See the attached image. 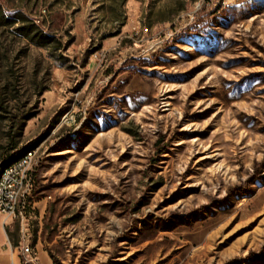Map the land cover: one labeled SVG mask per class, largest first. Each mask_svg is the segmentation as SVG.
Wrapping results in <instances>:
<instances>
[{
    "label": "rangeland",
    "instance_id": "374dc122",
    "mask_svg": "<svg viewBox=\"0 0 264 264\" xmlns=\"http://www.w3.org/2000/svg\"><path fill=\"white\" fill-rule=\"evenodd\" d=\"M28 150L21 262L264 264V0H0V171Z\"/></svg>",
    "mask_w": 264,
    "mask_h": 264
},
{
    "label": "built area",
    "instance_id": "2783aa9c",
    "mask_svg": "<svg viewBox=\"0 0 264 264\" xmlns=\"http://www.w3.org/2000/svg\"><path fill=\"white\" fill-rule=\"evenodd\" d=\"M214 1V0H208ZM33 162V154L27 155V161L21 163L19 166H15L9 174H6L3 183L0 184V214L5 216H13V211H11V196L12 192H19V204L24 203L25 187L27 179H20V172H28ZM20 183L19 191H12V184ZM26 247L24 245L21 249V254L23 256V264H33L34 260H28L26 256ZM1 264V263H0Z\"/></svg>",
    "mask_w": 264,
    "mask_h": 264
},
{
    "label": "bare ground",
    "instance_id": "6f19581e",
    "mask_svg": "<svg viewBox=\"0 0 264 264\" xmlns=\"http://www.w3.org/2000/svg\"><path fill=\"white\" fill-rule=\"evenodd\" d=\"M32 154V150L24 152L19 158L5 165L0 171V184L3 183L6 174H9L15 166H19L21 163L27 161V155ZM28 172H20V179H27ZM20 183L12 184V191H19ZM19 205V192H12L11 196V211H13V216L16 214L17 207ZM20 209V208H19ZM26 255H30V248L26 247ZM29 260V259H28Z\"/></svg>",
    "mask_w": 264,
    "mask_h": 264
},
{
    "label": "crops",
    "instance_id": "0c3cea01",
    "mask_svg": "<svg viewBox=\"0 0 264 264\" xmlns=\"http://www.w3.org/2000/svg\"><path fill=\"white\" fill-rule=\"evenodd\" d=\"M27 256V255H26ZM29 260H34L30 255H28ZM0 263L1 264H22L16 247L11 245L5 246L4 240L0 242ZM33 264H48L44 257H39V261Z\"/></svg>",
    "mask_w": 264,
    "mask_h": 264
}]
</instances>
